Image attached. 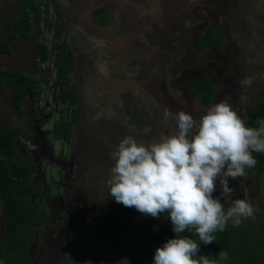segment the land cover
<instances>
[{
  "label": "flooded vegetation",
  "instance_id": "obj_1",
  "mask_svg": "<svg viewBox=\"0 0 264 264\" xmlns=\"http://www.w3.org/2000/svg\"><path fill=\"white\" fill-rule=\"evenodd\" d=\"M50 1L55 5L57 9H59L58 13L63 17H67V19H70L73 23L77 22L78 28H84L86 33L92 34L96 38H100V41H96L95 43V52L98 53L96 50H102L105 53V57L102 61H100L96 59L93 53L92 55H90L89 51L85 50L87 45L86 40L83 39L82 35L79 32H77L76 26H72L73 31L81 35H78V39H76V41L80 45L82 49L81 53L83 54H80L78 56L72 54L76 60V69L74 71V74L72 75L71 85L73 91L71 93H76L77 95L78 100L76 105L73 106L71 102H63L61 100V88L58 84V70L56 67L57 78L55 83L50 87V90L55 89L54 96L57 95V98L65 106V112L66 108L69 112L68 116L62 114L64 116H60L54 122V128L56 127L57 122H59L61 119H64V121L67 122L66 124H71L74 123L75 117L79 116L78 123L72 126L73 130L76 129L75 134L73 132L75 137H72L69 142L65 143H68L72 147L76 144V141L79 143L78 145L80 146L83 153V155L81 156L84 158L81 159L80 168H78L76 165L78 161L73 159V163L76 165V170L80 171L78 172V174L82 176L83 182L81 183L80 181H77V183H75V181L71 177L72 172L70 170V165L63 166L62 164V169L57 170L58 181H54L50 184L47 182L48 173L43 168V164H40V167L37 166V168L39 169L36 175H40L42 177V180L48 183L49 188H55L56 193L54 196L46 195L43 200V205L39 206V210L41 213L38 221L36 222L37 225L41 226V234H44V237L35 239L36 241L33 242L30 249L31 252L29 258H22L14 264H75L74 262H71L70 259L72 258L71 252H75L76 248V251H79V255L83 263L88 262L87 260L91 257L89 260L91 263L89 262V264H106V262L102 260H97V255L99 256L105 251V249H107V247H109V245L99 244V242L105 241L106 239H97L94 237L90 238L88 234H85V232L83 231V227L87 225V223L83 217L80 218V222H82L84 225L79 226L78 224V227H76L75 222H72L71 219L77 213L82 215V212H85V210H89V212H92L91 208L93 206H95V208H97L100 212L105 210L107 206L110 207L112 204L116 205L115 209H117L118 207L127 209V207H124L122 204L116 203L114 199L109 198V188L107 186V180L111 175L110 167L113 164L111 153L118 144L116 138L124 134L122 133L112 137H110L109 135L108 137L106 136L108 131L105 128L101 126H89L88 118H90V116L92 117L93 114L89 112L87 113L83 110L82 107L85 101H82V98L80 97L83 96L84 93L87 94L88 92H93L94 94V90L96 89V87L104 86L105 91L101 94H98V96H95L92 101L88 102H92V104H95V108L98 110V112H104V108H102V106H99V104H104L105 102L113 100L118 96V99L123 104H131L132 106H136L137 103L141 102L142 100L146 103L151 102L152 104L159 106L164 110V107L157 103L158 101H161L159 100L161 95L153 94V92L148 90V88L144 85V83L152 81L153 77L157 76L156 80L158 81V84H160L161 90H163V88L168 85V92L170 93V106L175 109L174 112L183 110L193 115L195 119L197 115H199L200 117L206 112L208 107L205 106V103L201 100V97H197L198 94H196V91L192 87L193 81L191 80L201 79L206 72L211 71V66H208V62L210 60L208 59L213 56L216 59H220V54L216 53L214 50L211 51V49H209L208 54L210 55L207 60L206 58H204V61L203 58H199V53L202 52H200L199 50L200 44L198 43V41H201V39L206 34H208L212 28H214L213 30H215V28H221L220 33L221 30H224L231 40L234 38L237 40L241 39L240 36H242L246 39L249 46H251V43H254V40L263 39L264 33L260 32L259 28L260 25H262L261 23L264 22V0H243V2H245L244 6L239 4L242 1L238 3L237 0H151V5H148V7L150 6L148 13L144 14L143 17H141V14L138 15L136 12H133L132 15L131 11L124 9L121 12L123 17L121 16V19L118 17L120 20L114 18L115 14L118 15L117 8L108 7V9L106 10L98 9L95 10L93 15H90L88 12L82 11L83 6L84 8L86 7L85 10L90 8L89 4L86 1H83V3L78 2L79 5H74L73 8H70V6H68L61 0ZM142 1L144 4H146L145 0ZM226 3H230L232 7H227ZM43 6L44 5H41L38 10H40ZM234 6L236 7L234 8ZM12 7L15 9V13H13L12 16H7V30L5 39H7V41L11 44L12 51H14L13 41L15 40V38L13 37L12 25L14 16L16 15L17 11L21 9V6H19L18 4ZM238 7H240V11L237 9ZM56 8L55 10L57 11ZM245 9L249 13H243ZM217 10L222 11V15H224V17H217ZM38 12L39 11L33 13L32 15L34 19V25L37 22L36 16ZM134 15H137L140 18L134 19L133 23L131 24L129 18H133ZM190 17L191 20L192 18H194L193 22L200 20L201 22L199 23V26H197L196 28H186V23H191ZM232 19L237 22L235 27H233L231 24ZM136 21L139 23L140 21L142 22L140 23V25L139 23L136 25V29L134 31L138 33V31L140 32L143 29L146 30H143V32L140 33V37L138 38L140 39L139 41L144 44V46H137L140 44L137 43L138 40L136 41V43L133 42V44L131 45H127L126 42H124L120 46L111 45L110 42H116L117 38L122 36L124 33L131 31L134 28ZM60 22H63V20H61ZM243 22H247L249 25H253L254 28L252 30H247L245 33L240 32L239 26L242 25ZM63 23L66 24V21H64ZM133 24L134 26H132ZM151 24L153 25L150 26ZM182 25H184V27H182ZM216 25H218V27ZM159 26H161L163 29H160ZM102 27H104L106 33H104V30H101ZM180 27H182L183 32L187 31L185 36L177 39L183 42V45L180 46V49L182 50V52H180L182 58L179 64L174 67V65H172L173 63L170 64L172 54L170 55L168 68L169 71L173 68L174 69L172 71V75L168 76L165 74L167 72L166 70H156V67L151 66L150 62L147 61L146 57L151 55V50L148 46L145 45L150 44L149 46H152L157 42V40L162 39L168 41V44L172 41L174 42V40L172 39H174L176 36L168 35L167 31L172 28L174 32L175 30H180ZM236 29H238L239 34L235 36L234 32ZM69 36H71V33H69ZM28 38L16 39L26 41V39ZM139 49L141 55H138V60H141L144 71H142L141 65H138L135 59V55L139 52ZM232 49L233 51H235L234 47ZM254 49L255 46H252L251 51H253ZM62 53L64 52H61L57 55H60ZM65 53L71 54L70 51ZM231 54H233L232 57L234 58L235 56H237L235 52H232ZM56 56L54 57V61ZM4 57L6 56H3L2 58ZM239 57L240 56H237V61ZM88 61L90 66H88L87 64ZM234 61L235 60L233 59V62ZM103 62L107 64V66L109 67L108 69L102 67ZM5 65L6 64H3V62H0V66L5 67ZM83 65H87L86 71H88L89 73L88 76L84 74V70L80 71V67ZM5 68L10 69V67L8 66ZM102 70H104L105 73H101ZM146 72L150 73L151 76L149 78L140 79ZM224 73L222 72L220 74L224 75ZM228 74L229 78L227 79H223V77L218 78L223 82H227L228 86H233L230 87V91L234 90V93L229 91L231 93L230 96H232V100L229 103L232 105L235 111H237L243 118H245L246 124L250 126V117L251 114L254 113V104L257 101L252 102L249 97H246L242 93L238 94L236 88H246L250 90V87H242L241 85H239V81L241 80L239 75H233L230 74V72ZM38 77L40 78V76ZM189 81H191L192 83ZM81 82L83 83V85ZM258 82L259 81L254 83V85H257ZM108 87L109 89H106ZM5 89H8V91H4ZM4 92H6V94H4ZM78 92L81 93L78 94ZM111 93H115L116 97L111 96ZM41 94L39 96L40 100L43 96ZM1 97L11 98L12 106L15 109L16 114L19 116L26 118V116H29V113L33 112L32 110L34 109V107H32L33 109H29L28 111L26 110L27 113L25 112L23 114H20L14 106L12 91L9 88L0 87V98ZM103 100L105 101L104 103ZM179 100H183V103H179ZM213 104H215V101H213ZM160 114L163 113L157 112L155 113V115H153V117L159 116ZM96 117L97 115H94V118ZM66 118L72 119L67 121ZM0 121L4 125V128L8 127L9 129H13L18 127L8 124L9 120L7 118H5V120L3 121ZM30 122L35 123L34 120ZM162 126H165L164 121L162 123ZM170 128V132L172 134V131L175 128L174 120L171 121ZM37 133L38 132L35 131V129H33V135L32 131H29L27 133L29 135H24V143H26L27 145L30 141L31 147L33 146L36 152L42 155V157L50 155L51 153L45 154L46 148L44 145L36 147L35 135ZM25 136L31 137V140L28 139L27 141L25 139ZM110 139L115 141L116 144H113ZM136 139L139 141L138 138ZM89 141L90 143L87 144ZM34 149L31 150L30 155L32 154V152H34ZM35 155L36 154H34V157ZM51 176L53 178V172L51 173ZM73 181L75 184H73ZM243 182L245 184V181ZM244 186L247 187L246 185ZM73 190L76 191L74 195H72ZM234 194L236 195L235 198L242 199V197H240L242 193L239 192V195L237 192H235ZM87 199L90 200L89 203L81 205L83 201L87 202ZM104 215L105 214L100 216V220ZM140 215L142 214H131V218L134 217L135 220H140ZM92 217H89V219H92ZM61 218H63L64 221L61 222ZM165 220L171 223L169 216L168 219H163V221ZM92 228H98V226L94 225L92 226ZM4 229L5 222L3 215L0 212V235L1 233H3ZM119 234L120 237H125L123 232ZM116 237L117 235L115 234L114 238ZM84 238L86 239V242L88 241V243H90V245L84 243ZM93 241L97 242L98 244H94ZM94 245H96L97 247H94ZM76 264H81V262H78Z\"/></svg>",
  "mask_w": 264,
  "mask_h": 264
},
{
  "label": "clouds",
  "instance_id": "obj_2",
  "mask_svg": "<svg viewBox=\"0 0 264 264\" xmlns=\"http://www.w3.org/2000/svg\"><path fill=\"white\" fill-rule=\"evenodd\" d=\"M252 82L245 77L239 84L250 87ZM229 99L208 107L198 120L165 108L163 120L175 121L172 134L150 143L127 135L111 153L110 197L146 216L169 214L176 238L155 250L153 264H218L198 255L200 244L182 234L194 231L202 244L210 245L229 221L239 226L242 218L254 215L247 199H235L227 209L221 203L234 191L229 179L244 177L257 164L253 153H264V121L257 122L259 128L248 126ZM217 184L220 196L214 198ZM218 258L227 260L228 253L220 251Z\"/></svg>",
  "mask_w": 264,
  "mask_h": 264
},
{
  "label": "trees",
  "instance_id": "obj_3",
  "mask_svg": "<svg viewBox=\"0 0 264 264\" xmlns=\"http://www.w3.org/2000/svg\"><path fill=\"white\" fill-rule=\"evenodd\" d=\"M41 7L38 0H23L21 9H19L13 19V37L16 39L28 38L32 34L34 19L33 13H36ZM218 27V25H216ZM240 25L239 27H241ZM206 34L201 41L199 50V58H206L209 49L214 50L220 55V59H214L215 64H223L226 61L233 62V54L239 49L238 41H246L241 39H230L224 30H213ZM7 16L3 12V7L0 5V57L11 55L13 53L11 44L6 38ZM234 31V30H233ZM235 36L239 34L238 29L234 32ZM245 33V32H244ZM247 42V41H246ZM39 44V41L34 42ZM248 43V42H247ZM216 45V46H215ZM235 51H233V47ZM203 50H207L204 52ZM252 51H247L240 55L239 60L246 63L244 56H251ZM230 53V54H229ZM48 58L47 52L43 55V61ZM227 59V60H225ZM55 67L58 70V84L61 88V100L63 102H71L74 106L77 103L76 93H71L72 75L76 69V60L72 54L62 53L57 55L54 61ZM264 70V68L262 69ZM224 71V70H223ZM229 70H225L224 75H218L212 71L206 72L201 79L193 81L192 87L196 91L198 98L205 103L206 107L213 105V101L219 102L229 98L232 100L230 87L227 82L221 79L229 78ZM264 77H262L263 79ZM189 81V82H191ZM229 81V80H228ZM192 83V82H191ZM232 84V83H231ZM0 87L9 88L12 91L14 106L16 110L23 114L26 110L32 108V103L36 102L37 96L41 94V87L33 75L25 73L23 70L8 69L0 66ZM234 89V88H233ZM230 91V92H229ZM238 94L242 93L246 97H251L249 89L236 88ZM241 94V95H242ZM238 101V100H237ZM254 113L250 117V126L259 128L258 121H264V94L263 97L254 104ZM234 109V108H233ZM79 116L75 117L74 123L66 124L64 119H61L56 124V138L64 142H69L72 137V126L77 124ZM21 130L17 128H4L0 121V212L3 215L5 222L4 232L0 235V264H14L22 258H29L30 249L36 238H40L42 232L36 227L38 218L40 217L39 206L43 205V200L47 195L46 192L37 191V166H31L24 157H29L30 150L24 143V136L21 135ZM26 140H30L29 136H25ZM257 164L254 168L249 169L257 180L264 178V153H253ZM250 174V175H252ZM247 180V179H246ZM236 183L231 196L221 199L227 209L233 200H235L237 192L242 199H247L254 208V215L250 218L243 219L239 226H233L228 222L223 232L215 234L216 239L210 245H204L199 241V238L192 233L185 231L182 235L196 240L200 244V252L198 255L208 256L209 259L217 260L218 264H264V198L261 199L258 191L245 187L240 183V179L234 180ZM243 186V187H242ZM217 189L219 185L217 184ZM214 193V198H216ZM258 193V194H257ZM220 196V195H219ZM218 196V197H219ZM250 198V199H248ZM261 199V200H260ZM121 206V205H120ZM41 209V208H40ZM117 216L112 217V221L118 222L121 210L127 214L136 212L134 208L116 209ZM144 215H140L141 228L134 235L123 232L128 239L139 238L138 250L139 254L136 257H131L130 261L123 258V254L128 252L126 244L128 242L118 243V238H113L117 243L114 245L111 255L107 257L105 251L97 255V260L104 261L106 264H153V250L162 247L169 239L176 238V234L172 231V224L164 223L161 217L155 218L151 230L148 232L146 224L143 225ZM131 217V215H130ZM64 221L63 218L60 219ZM133 221L134 219L131 218ZM86 243V239H83ZM88 242V241H87ZM107 245V244H105ZM109 247H107L108 249ZM77 250V248H76ZM75 250V251H76ZM108 251V250H107ZM220 251L228 253V259L220 261L218 254ZM77 252V251H76ZM72 256L75 252H71ZM117 257V258H116ZM198 258V257H197Z\"/></svg>",
  "mask_w": 264,
  "mask_h": 264
},
{
  "label": "rangeland",
  "instance_id": "obj_4",
  "mask_svg": "<svg viewBox=\"0 0 264 264\" xmlns=\"http://www.w3.org/2000/svg\"><path fill=\"white\" fill-rule=\"evenodd\" d=\"M4 2V0H1ZM238 1V0H237ZM42 4L44 5L40 11L37 13V22L33 26V34L30 35V38L26 39V41H21L18 43V45H14V51L11 55H8V57H0V62H3V64H6L8 67H12L14 69L18 70H24L25 73L33 74L34 78L38 81L40 84V87L42 89V98L39 99V96H37L36 102L32 103L31 106L34 107L32 110L33 112L29 113V116L22 117L16 114L15 109L12 106L11 98L1 97L0 98V120H5L7 118L9 121L8 124L12 126H18V128L21 130V135H29L27 134L29 131H32L33 135V129L37 131L38 133L35 135L36 139V147L44 145L46 148L45 154H50L47 156L42 157L39 153L36 152L34 147H31L30 141L27 144L30 153L31 150L34 149V152H32L31 155H28L29 157H24L26 161L31 166H38L40 167V164H43V168L48 173L47 182L53 183L54 181H58V175L57 170L62 169V164L64 165H70V170L72 172L71 177L77 183V181L83 182L82 176L78 174L80 172L79 170H76V165L78 168H80V163L83 155L79 143L76 141V144L72 147L68 143L63 142L62 140H59L56 138V128H54V122L60 117L64 116L62 114H65L66 116L69 115L68 109L66 108L65 112V106L60 102V100L57 98V95L54 96L55 89L50 90V87L55 83L56 81V75L57 70L54 66V57L61 53V52H68L70 51L71 54H75L76 56L81 54V47L77 43L76 39H78V35H82L83 39L86 40L87 45L85 50L89 51V54L96 57V59L102 61L105 57V53L102 50H96L98 53L95 52L96 49V41H100V38L94 37L92 34L86 33L84 28H78L77 22L73 23L70 19H67V17H63L61 14H59V9L57 11L54 9V7L50 4V0H42ZM12 3L14 5L19 4V0H12ZM239 3V1H238ZM242 6L245 5V2L239 3ZM215 6V4H214ZM227 7H232L230 3H226ZM236 6H234L235 8ZM238 7L237 9L240 11ZM154 10V9H151ZM230 11V9H229ZM249 13L246 9L243 11V13ZM216 16L224 17L222 15V11L217 10ZM61 20L66 21V24L63 22H60ZM201 21H196L192 23H186L187 27H197L199 26V23ZM236 23L233 19L231 20V24L233 27L236 26ZM203 24V22H202ZM260 25V32L264 33V22ZM75 25L77 28V32L73 31L72 26ZM184 27V25H182ZM182 27H180V30H175L173 32V29H169L167 31L168 35L176 36L174 39V42H170V64L173 63L174 67L179 64L182 56L180 52L182 50L180 49V46L183 45V42L181 40H177L178 38L185 36L187 31H182ZM210 27V26H208ZM160 29H163L161 26H159ZM254 27L253 25H249L247 22H243L242 26L239 27L240 32H246L247 30H252ZM217 30L218 35L221 36L218 29ZM162 31V30H161ZM69 33H71V36H69ZM80 35V36H81ZM31 41H39L40 45L39 48H33V49H27L26 45L30 43ZM239 49L236 51V55L240 56L243 53H246L247 51L252 50V46H255V49L252 51L251 56H244V59L246 60V63H242L243 60L237 61V56L233 58L235 61L231 62L226 61L223 64L215 65V57H210L208 60V66H211V71L220 74L224 72L225 70H230V74L233 75H239L241 80L245 77H251L253 82L250 86V94L251 97L249 99L252 100V102H256L257 100L261 99L264 94V48H260L261 42L254 41V43H251V46L248 45V43L243 40L238 41ZM94 48V49H93ZM206 52L207 50H203ZM47 52L48 58L46 61H43L42 55ZM210 54H206L205 56L209 57ZM93 59V57H92ZM136 61L138 64L141 63V60H138V55L136 56ZM96 62V61H95ZM212 63V64H211ZM90 66V65H88ZM102 67L105 69H108L106 63H102ZM87 65H83L80 67V71L86 70ZM174 69V68H173ZM167 71L166 75H172V71ZM166 70V69H165ZM224 70V71H223ZM144 71V70H142ZM98 73V72H97ZM101 73H105L104 70L101 71ZM37 74V75H36ZM40 76V78L38 77ZM149 74H146L142 76L140 79L149 78ZM104 81V80H103ZM257 81L258 84L254 85ZM82 83V82H81ZM83 85V83H82ZM144 85L153 92V94H160L161 97L157 103L159 105H162L167 109H170L171 111H175V109L170 106V93L168 92V85H166L163 90H161L160 84H158V81L155 80V77H153L152 81L148 83H144ZM240 85V84H239ZM255 86V87H254ZM80 89V88H78ZM4 91H8V89H5ZM90 91V90H88ZM105 91L104 86L103 87H96L93 92H88L87 94L84 93L82 98V101H85L83 105V110L85 112H89L93 114V118L90 116L88 118V125L89 126H101L105 128L108 133L106 136H117L118 134H124V135H133L139 140H143L146 142H152L155 139H158L161 134H171L170 132V126L171 121L169 120L165 122L163 120V114H160L159 116L153 117L155 113L160 112L163 113V109L161 107L156 106L150 103H146L141 100V102L137 103V105H127L123 104L120 100L116 101H108L105 102L103 100L104 104H99V106H102L104 108V112H98V110L95 108V104H92V102L88 103L89 101H92L95 96H98V94H101ZM145 91V90H144ZM81 92H78V94ZM6 94V92H4ZM163 95V97H162ZM88 96V97H87ZM140 96V95H139ZM135 103V104H136ZM174 106V105H173ZM31 109V108H30ZM28 111V109H27ZM189 111V110H188ZM27 113V112H26ZM89 115V114H88ZM94 115H97L96 118H94ZM67 121L71 120L66 118ZM196 119H199V115L196 116ZM35 121V123H32L30 121ZM163 121L165 122V126H162ZM67 123V122H66ZM148 128L150 131L145 134L144 129ZM76 130V129H75ZM75 130L72 129V131L75 134ZM123 131V132H122ZM127 134H126V133ZM72 133V137H75ZM71 137V139H72ZM144 137V138H143ZM26 139V138H25ZM31 140V137H30ZM113 144H116L115 141L110 139ZM28 141V140H27ZM91 141V140H90ZM90 141L87 143L89 144ZM111 144V143H110ZM54 148V150H53ZM53 151V152H52ZM29 153V154H30ZM34 154L35 158L34 157ZM70 157V158H68ZM78 161L75 165L73 162L74 160ZM246 175L240 179V183L244 184L243 181H245V184L250 189H254L259 193V196L264 198V178L257 180L255 176L250 172L249 169H246ZM53 172V178L51 176V173ZM252 174V175H250ZM247 179V180H246ZM37 183V191L46 192L48 196H54L55 195V188L51 187L49 188L48 183L42 180V177L40 175H37L35 179ZM73 181V184H75ZM236 183H234V180L229 179V187H235ZM235 191V190H234ZM61 192V191H60ZM58 192V193H60ZM216 197L220 195V189H217L216 191ZM72 195L76 193L75 190L72 191ZM258 194V193H257ZM109 198L112 199L109 195ZM226 198V197H225ZM224 198V199H225ZM237 199V198H235ZM260 199V200H261ZM228 200V199H225ZM90 200L87 199L86 201H83L81 205L89 203ZM90 205V204H89ZM116 205L112 204L110 207H106L105 210L100 212L95 206H93L92 212H89V210H85V212H82V215L77 213L72 217V222H75L76 227L83 226L84 224L80 222V218H84L87 225H85L83 228V231L85 234H88L89 237L94 238H101L106 239L105 241L99 242V244H107L109 245V248L106 249L105 254H107V257L111 255V252L113 251L114 245L111 246V244H116L117 242L113 239L114 235L119 228V233L122 232H137L134 230V225L131 220L130 215L126 214L123 210H121L120 215L118 216L119 221L116 223L112 221V217L117 216L116 213L118 211L115 209ZM115 209V210H114ZM83 211V210H82ZM2 214V213H1ZM105 214L103 217L100 216ZM94 216V217H92ZM89 217H92V219H89ZM131 220V221H130ZM81 223V224H80ZM229 223L232 224L231 221ZM97 225L98 228H92V226ZM36 227L39 229L40 232L42 230L40 229L41 226L36 225ZM44 235V234H43ZM42 234L40 235V238H43ZM118 243H122L125 239V237H120L117 235ZM36 241V240H34ZM124 242L131 243L126 244L125 247L128 248V252H125L123 254V258H126L127 261H130L131 257H136V255L139 254L140 250H138V243L139 238H132L130 240H125ZM87 245H90V243L86 242ZM94 244H98L97 242L93 241ZM94 247H97L94 245ZM39 248V247H38ZM155 248L153 250V255L155 254ZM108 250V251H107ZM94 257V255H93ZM91 258V257H90ZM88 262L81 261V257L79 255V251H75L72 258L70 259L71 262H74L75 264L78 262H81V264H89ZM117 258V257H116ZM91 263V262H90ZM118 264V263H117Z\"/></svg>",
  "mask_w": 264,
  "mask_h": 264
},
{
  "label": "crops",
  "instance_id": "obj_5",
  "mask_svg": "<svg viewBox=\"0 0 264 264\" xmlns=\"http://www.w3.org/2000/svg\"><path fill=\"white\" fill-rule=\"evenodd\" d=\"M38 1H40L41 5H43L42 4V0H38ZM61 1L65 2L68 6H70V8H73V6L77 5L78 2L83 3V1H86L89 4L90 8L85 10L86 7L84 8V6H83L82 7V9H83L82 11L88 12L90 15H93L95 10H98V9L106 10V9H108V7L117 8L118 9L117 10L118 15L115 14V16H114V18L117 19V20H120L121 16L123 17L121 12L124 9L131 11L132 15H133V12H136L138 15L141 14L142 15L141 17H143L144 14L148 13V10H149V7H150V6L148 7V5H151V0H145L146 4H144L142 0H61ZM22 2H23V0H19V6H22ZM50 4L54 7V9L56 8L55 5L51 1H50ZM96 4H97V6H96ZM0 5H2L3 12H4V14L6 16H8V17L12 16L13 13H15V9L12 7V6H14V4L12 3V0H4V2H2L0 0ZM38 11H40V10H38ZM138 18H140V17H138L137 15H134L133 18H129L130 19V23L132 24L134 19H138ZM141 22L142 21H140V23ZM138 23L139 22L136 21L135 22V26H134V24L132 25V26H134V28L131 31L126 32V33H124L122 35V37H124L123 41L126 42L127 45H131V44H133V42L136 43V41L138 40L137 43H140V44L137 45V46H139V47L141 45L144 46V44L139 41L140 39H138L137 37L136 38L134 37V35H136L137 32H134L132 34V39H130L131 33L136 29V25ZM140 23H139V25H140ZM101 30H104V33H106V30L104 29V27H102ZM143 30L140 31V32L138 31V32L141 33V32H143ZM144 31H146V30H144ZM128 40H130V42ZM257 40H254V41H257ZM258 41L261 42L260 48H264V38L260 39ZM19 42H21V40L15 39L13 41V45H18ZM34 42H36V41H31L30 43H28L26 45V48L27 49L39 48V46H38L39 44H35ZM149 45L146 44L145 46H148L149 49L151 50V55L149 54L150 56L146 57L147 61L150 62V65L153 66V67H156V70L162 69L164 71L166 69V71H169L168 65H169V57H170L171 54H170V50H169L170 46L168 44V41H165V39L157 40V42L154 45H152V46H149ZM43 55H42V57H43ZM137 55H141L140 49H139V52L135 56H137ZM220 55L225 56L223 54H220ZM6 57H8V56H6ZM87 64L90 65L89 61H88ZM10 69H14V68L11 67ZM84 74L86 76H88L89 73H88V71L84 70ZM86 78H89V77H86ZM180 102L183 103V100H179V103ZM117 207H118V205H117ZM132 214H136V212H132ZM128 215H131V214H128ZM168 216H169L168 213H163L159 217H161L163 219H168ZM143 217H144L143 225L146 224V228H147V230L149 232L151 230L152 225L154 224L155 218H153L151 216H146V215H144ZM133 219H134V217H133ZM132 222H133V225H134V230L135 231L140 230V228H141L140 220H135L134 219ZM164 223H169L170 224V222H168L167 220H165ZM172 227H173V225H172ZM126 233H128V232H126ZM134 233L135 232H129V234H131V235H134ZM115 234L119 236V228L117 229ZM124 236H125V238H122V239H128L127 235L124 234Z\"/></svg>",
  "mask_w": 264,
  "mask_h": 264
},
{
  "label": "water",
  "instance_id": "obj_6",
  "mask_svg": "<svg viewBox=\"0 0 264 264\" xmlns=\"http://www.w3.org/2000/svg\"><path fill=\"white\" fill-rule=\"evenodd\" d=\"M239 2H241V1H243V0H238ZM190 7V6H189ZM194 21V18H192V20H191V17H190V22L192 23ZM156 24V23H155ZM153 24H151L150 26H152ZM149 26V27H150ZM134 32H136V31H133L132 33H131V36H130V39H132V34L134 33ZM134 37L136 38H139L140 37V33L138 32L136 35H134ZM123 38L124 37H122V36H120L119 38H117V40H116V42H110L111 43V45H113V46H120V45H122L123 43H124V41H123ZM129 42H130V40H128ZM129 57V56H128ZM138 65H141V67H142V70H144L143 69V66H142V63H140V64H138ZM5 67H7L6 65H5ZM139 70V69H138ZM146 74H149L150 76H151V74L150 73H148V72H146L144 75H146ZM143 75V76H144ZM149 76V77H150ZM157 77V76H156ZM156 77H155V80H156ZM143 86V85H142ZM106 89H109V87L108 88H106ZM108 96H109V93H108ZM111 96H115V93H111ZM116 97V96H115ZM119 97V96H118ZM118 97H116L115 99H113L112 101H116V100H119L118 99ZM110 137H112V136H110ZM123 137H125V135H121L120 137H117L116 138V140L118 141V143H119V141L123 138ZM3 232H4V230H3Z\"/></svg>",
  "mask_w": 264,
  "mask_h": 264
}]
</instances>
